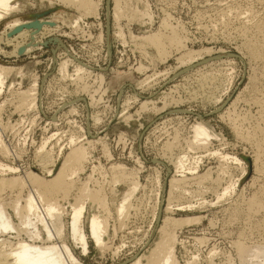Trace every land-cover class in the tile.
<instances>
[{
    "label": "rangeland",
    "instance_id": "obj_1",
    "mask_svg": "<svg viewBox=\"0 0 264 264\" xmlns=\"http://www.w3.org/2000/svg\"><path fill=\"white\" fill-rule=\"evenodd\" d=\"M16 6L0 21V65L12 67L0 93V162L17 171H0V178L25 179L30 172L50 179L43 165L55 163L56 173L73 138L85 155L69 163L68 189L54 196L61 207L60 236L44 240L43 225L33 218L36 224H22L13 205H24L31 187H7L0 199L15 230L0 232V245L22 239L64 243L83 264H130L149 255L162 236L163 219L171 217L190 220L170 229L176 237L172 264H262L254 249H264V55L255 58L247 46L261 43L253 37L262 39L254 23H264V0H100L94 13L59 0H17ZM38 21L47 22L24 37L10 34L14 22L19 24L12 34ZM154 33L174 34L180 43L166 38L161 47L142 43L140 38ZM28 43L30 49L17 50ZM188 50L205 52L183 65L178 57ZM66 57L72 61L62 75L58 66ZM76 64L85 72L75 73ZM34 82L37 104L29 108L32 96L25 101L22 92ZM144 100L152 102L143 110ZM197 122L213 136L190 146ZM183 154L197 173L175 176L186 191L169 190L174 162ZM219 154L239 162L223 161ZM75 164L77 172L69 178ZM158 178L164 189L156 209ZM134 183L139 187L132 192ZM126 194L131 195L119 215ZM255 198L263 205L251 211ZM77 202L85 206V253L70 229L71 205ZM93 214L104 221L99 245L89 228ZM33 226L38 240L29 236Z\"/></svg>",
    "mask_w": 264,
    "mask_h": 264
},
{
    "label": "bare ground",
    "instance_id": "obj_2",
    "mask_svg": "<svg viewBox=\"0 0 264 264\" xmlns=\"http://www.w3.org/2000/svg\"><path fill=\"white\" fill-rule=\"evenodd\" d=\"M59 1H62L63 3H71V5L74 4L75 6H77V8H80L81 10H83L84 13H94V11H95L94 5L100 0H98L97 2L94 0H59ZM16 4H17V0H0V21L3 20L4 18H6V16L9 13H11L15 9H17ZM229 11H231V10L229 9L228 12ZM230 13L231 12H229L228 14H230ZM245 13H247V12H245ZM235 14H236V11H235ZM230 15H233V14H230ZM80 17L81 16H79L78 18L80 19ZM263 18H264V16H263ZM252 19H254V18H252ZM75 20H77V19L75 18ZM40 22H42V21H38V22H35V24H32V26H33L32 28H20V29H18V31L16 29L17 32L15 34H12L11 32L13 31V29L15 27H17L19 24V23L14 22V24L12 25V28L10 30V34L13 36L14 39L18 38V37H24L28 33H30L29 32L30 29H33V28L36 29L37 24H39ZM44 22H47V21H43L42 23H44ZM48 22H51V21L49 20ZM74 22H76V21H74ZM242 22H244V21L242 20ZM258 22H259V20H258ZM263 22H264V20H263ZM259 23H254L255 24L254 26H256V24H258V29L261 32L262 39H260L261 41H259V40L257 41V39H258L257 35H256L257 39L255 37H253V38L256 40L255 42H261V43L257 46H254L256 43L254 42L255 43L254 44L252 42V44H254V45L249 44V47L247 46V49L250 48L252 53L256 56L255 58H258L257 56L264 55V23H261V24H259ZM247 24H249V23H247ZM117 35H119V34H117ZM30 36H32V35H30ZM33 38L34 37H32V39ZM165 38L172 44L180 43V41H178L176 39V36H174V34L172 36L167 37V36L163 35L162 33H154V34L146 35L140 39L143 40L142 43L146 42L148 44L161 47L162 41L166 40ZM0 39H1V36H0ZM254 39H253V41H254ZM247 43H249V42H247ZM31 47H32V45L30 43H28L26 46L25 45L19 46L17 50H19V51L21 49L28 50ZM205 50H208V49H205ZM250 50H249V53H251ZM203 52H205V51H203ZM203 52H201V50H192V51L188 50L185 53L181 54L178 58L180 59V63H182L183 65L185 63H191L192 64L193 61L199 59V57L201 56V53L203 54ZM253 54H251V55L253 56ZM261 58H262V56H261ZM71 61L72 60L69 57H66L65 59L60 61L59 66H58V72L62 75H67V71H68L67 68L69 66V62L71 63ZM74 67H75V73H77V74L80 72H83V71L85 72V68L82 67L81 65L76 64ZM204 67H205V65H204ZM11 71H12V67L0 65V93L2 92V89L5 85V78L7 77V75ZM200 75H202V74H200ZM208 75H211V74H208ZM204 76L206 77V75H204ZM146 82H148V81H146ZM255 85H257V84H255ZM255 85H253V86H255ZM140 86H143V85L140 84ZM146 87H147V85H146ZM9 88H11V86ZM36 88H37V82H34V84H32L31 90H27V91L22 92L23 99H25V101H28L26 99L29 96H32V99L28 102L29 108L33 107L35 104H37V102L35 100L36 98L34 99V96H33V95L37 94ZM218 99L217 100L215 99V100L218 101ZM149 102H152V100H144L142 102V106H140V107L146 108V104H149ZM144 108H143V110H144ZM147 109H149V108H147ZM150 109H154V108H150ZM192 128L191 129L193 131V134H192L193 135V141L191 140V143L189 142L190 146L193 143L198 145L200 141H204V143H205V141H207V139L210 136H213L209 132L207 126L201 122H197L196 124L193 125ZM50 137H53V136L51 135ZM48 141H49V138L45 139L42 142V144L39 148L40 151H44V147L46 146ZM76 141H77V139H76ZM76 141H75V138L70 140V145H74L73 149H71V153H69V155H67L65 157V160L63 161L62 165L59 167V170L56 173L53 172L54 171L53 166L55 163L52 164V166H48L47 164H46L47 166L43 165L47 176L51 177L48 180H43L42 178L38 177V175H36V173H30V172L26 174L25 179H21L20 177H14V176H12L11 178H4V177L0 178V192H2V190L7 188V187H8V189L9 188H15V187L22 189L26 185L31 187L30 188L31 190L29 189L30 191H28V193L24 199L25 204L22 206L18 205V201H17V203H15V205H13V206H14V210L16 212V215H18L20 217L22 224H25L28 226V225L36 224V222H40V224L43 225L42 230L44 229V231L46 233V237H47L44 240H46V239L50 240L52 238H56V237L60 236L61 231H62V225L57 224L58 223V218H57L58 214L56 213L57 211L60 210L61 207H60L59 203L57 202L56 197H54V196L56 195L57 189H59L63 193H65L66 190L68 189L70 182L67 181V179L64 177V175H65L66 169L69 167V163L73 162V161H75V162L80 161L81 157H84V155H85L84 154V147H82L83 145L82 146L81 145L75 146ZM261 141H263V138ZM204 143H202V144H204ZM262 143L263 142H261V145L264 144V143L263 144ZM259 146H260V144H259ZM260 148H262V150H264L263 149L264 147L260 146ZM4 149L5 148H3L1 152L6 153V151ZM61 153L62 152L60 149L58 152V157L61 155ZM219 156H220L221 160H223V161H225V160L226 161L227 160L232 161L233 160L235 162H239L238 158L231 157L228 154H224V155L219 154ZM185 157H187V156H185L184 154L182 156L179 155L176 157V160L174 162L175 175H172L171 179L169 180V187H170L169 190L177 189L176 187L179 186V184L181 183V179L175 178V176L177 174H179L180 177H183L186 175V173H189V174L197 173V172H195L197 170V166H190V167H188V165L186 166V164H185L186 158ZM77 169H78V167L75 164L73 166V170H71V172L69 173L70 174L69 178H71L72 175L77 172ZM222 170H224V169H222ZM0 171L1 172L6 171V172L15 173L17 171V168H15L14 166L8 165V164H3L0 162ZM205 176L206 175H204L203 177L205 178ZM200 177L203 178L201 175H200ZM203 180H206V179H202V180L200 179V181H203ZM157 183H158L159 189H158L157 198H156V200H157L156 201V207H155L156 209L158 206L161 189H162V193H163V189H164V184H163V188H162V181L160 178L157 179ZM138 187H139V184L134 183L132 186V192H134ZM179 187L182 188V185H180ZM182 189H184L183 191H186L185 188H182ZM182 189H180V191ZM227 189H228V187L225 188V191ZM263 190H264V188L262 189V193L264 195ZM225 191L223 192L222 195H224L228 190L226 192ZM87 192H88V190H87ZM260 194H261V192H260ZM130 195L131 194H126L123 197L122 201L120 202V204L117 208V212L119 215H121L125 211L126 202L128 201ZM263 195H261V197ZM219 198H220V196H219ZM263 198H259V200H261ZM251 200H254V199L251 198ZM256 200L252 203L249 202V204H250L248 206V207H250L249 210L254 209V207L255 206L257 207V205H259L260 207L258 209H256V211L260 210V208L262 207L261 205H263L262 203H264V202H262L263 201L262 200L261 201L262 203H259L257 200L258 203L255 204ZM167 204H168V206L166 205L167 206L166 208L171 209L170 203H167ZM177 206H178V204H177ZM84 209H85L84 203L77 202V203H74L71 205V211L72 212H71L70 229H71L72 238L82 245V249L85 253L88 249L87 248V241H86V236H85L83 229H82V226H81V221L83 218ZM104 209H105V207H104ZM155 213H156V211H155ZM32 218L35 219L36 222L33 221ZM262 220L263 219H261V221ZM185 221H186V219H185ZM185 221L175 220L171 217H167V218L163 219L162 225L160 226L162 236L155 242L154 246L152 245L153 247L151 248L150 253L148 255V256H150V254H151V256L147 259V262H145V264H172V262H173V248H174V242L176 241V237L174 238V236L170 234L171 233L170 229H173L174 228L173 226H175V225L177 226L178 224H180V226H181L182 225L181 223L182 222L184 223ZM188 221L190 222V220L188 219L185 223H188ZM103 227H104L103 219H101L98 215L93 214L90 218L89 228H90L91 237L94 239L96 245H99L103 242V238H102ZM33 228H34V226H33ZM259 228H261V227L259 226ZM0 230H1L0 232L15 230L13 223L11 222L9 216H7V213L4 210L1 199H0ZM33 230H34L33 233L31 231L32 236H31V234L29 236L35 237V238L40 237L39 231H35V228ZM40 238H37V240ZM32 239H34V238H32ZM7 244H8V242H7ZM7 244L5 242H2L0 245V264H83L73 254L71 249L64 243L59 245V244H56L54 242L53 243L51 242V244H48V245H40V244L38 245L35 243L25 242L22 239V240L16 241L15 246L11 245L10 247L9 246L7 247L6 246ZM237 244H238V250H239L240 255L242 253L245 254L246 253L245 252L246 247L244 248V246H243L244 244L241 242H238ZM260 249H262V250H260ZM260 249L257 250L255 248L254 249L255 251L253 250L255 255H257L255 257H258V254H259V255H262L263 259H264V249L263 248H260ZM256 251H258L257 252L258 254H256ZM144 253H147V252H144ZM159 255H160V258L158 260L157 257ZM148 256H146V255L137 256L134 260H132V262L130 264H144L142 262V259H143V257H148ZM262 264H264V260H263Z\"/></svg>",
    "mask_w": 264,
    "mask_h": 264
}]
</instances>
